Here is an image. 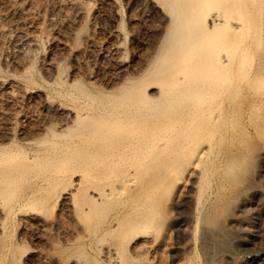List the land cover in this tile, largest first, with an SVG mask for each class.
Returning <instances> with one entry per match:
<instances>
[{"label": "bare ground", "instance_id": "bare-ground-1", "mask_svg": "<svg viewBox=\"0 0 264 264\" xmlns=\"http://www.w3.org/2000/svg\"><path fill=\"white\" fill-rule=\"evenodd\" d=\"M125 1L158 19L153 44L128 58L115 0H0V86L9 102H36L17 131V112L0 109V264L133 263L128 252L156 246L161 188L190 172L203 264H264L234 250L264 212V0ZM44 44L59 50L41 58L53 77L28 90L18 79L32 59L14 55ZM27 227L42 244L21 257Z\"/></svg>", "mask_w": 264, "mask_h": 264}, {"label": "rangeland", "instance_id": "rangeland-1", "mask_svg": "<svg viewBox=\"0 0 264 264\" xmlns=\"http://www.w3.org/2000/svg\"><path fill=\"white\" fill-rule=\"evenodd\" d=\"M115 1H116V10H117V19H118L116 22L117 29L123 35L121 46L126 50L125 52L127 55L124 58L126 57L128 58L130 45H132V47L135 49H139L141 47L142 48L146 47V45L153 44L154 42L153 38L155 37V34L158 29L157 28L158 19H157V16L155 15L150 16L148 12H146L147 10L142 8V6H140L141 8L140 7L135 8V6L130 5V3L128 4L125 0H115ZM134 13H137L138 15L140 14L139 15L140 17H139V21L130 25L132 26L131 28L128 24L129 16H131ZM111 22H112V16L109 14V12L106 9L102 12V15L99 17L98 27L100 31L103 33L107 29V27L111 24ZM130 30L131 31L134 30L132 31L133 33H131ZM86 31L87 29L85 27L83 28V31L81 33H84V32L86 33ZM42 33H43L42 35H44L43 31ZM45 34L47 33L45 32ZM77 36L79 37L80 35H77ZM78 37H75L76 40L74 38L71 40L70 46H72L73 48H77L80 46V44L78 43L80 42V40H77ZM46 46L47 45L44 44L36 51H32V50L30 51V49L28 50L29 48L28 46L27 47L24 46L25 48L23 47L21 50H19V52L16 51L17 53H15L14 55L15 57H18L16 58L17 60L19 59L18 61H21L22 59L25 61L28 58L32 59L33 67L27 73V78L21 77L18 79V82L21 83L22 85H25V87L27 86L26 88L28 90L42 89L43 85H44L43 89L46 91L48 90V86H46L43 83V80L47 78L51 79L53 77V74L49 73V71L48 72L45 71L44 68L42 69L43 71L41 72L39 71V68L43 65L45 57H47L49 52L52 54L53 53L57 54L59 50L54 47L52 48V50H49L48 48H46ZM41 58L44 60H42ZM41 61H42V64H41ZM69 61H70V56L66 55L65 57H63L62 70L67 71L69 69L70 67ZM2 68L3 69L0 71V75L2 76V78L5 77V79H9L10 73L8 70H6L7 69L6 66L2 65ZM6 92L7 90L4 87L0 86V109H4V110L7 108L8 110L12 109L11 111L14 112V114H16L17 112L16 115H13V114L10 115L11 117H13L12 122L14 123L15 129L17 131L22 125L24 126L29 125V122H28L29 120L25 118L24 115L22 114L25 111H30V109L31 110L33 108L35 109L34 106L36 105V102L32 99H24V100L20 99L19 103L14 102L15 103L14 104L11 101L9 102L8 100L9 94H7ZM253 163H254L253 159H251L250 157L247 163V172L250 173L254 169ZM192 176H193L192 172L186 174L184 177V180L178 181L175 187L170 192H168V190L166 189L167 187L169 189V184H171L170 179H168L167 182L165 183V184L168 183L167 187L164 184L165 188L163 187L161 188L159 192L160 202L158 203L159 205L157 206L158 221L156 223V226L159 229V234H158V238L155 243L156 246H154V249L148 252V254L147 253L143 255L141 254V256L138 255V257L133 256V254L131 256V253L128 252L127 254L130 255L131 261L137 258V260H134L133 263L130 262L129 260V264H155V263L157 264V261H161V260L163 261V262L161 261L163 264L164 263L165 264L166 263L184 264L185 261L183 260H186L187 258L194 259L195 257L196 258L194 260H196L198 263L203 264L204 254L202 251V243L200 242V240H202L201 227H198L196 234H195V238L193 237L194 234L191 233L192 231L191 227L193 225V219H194L193 218V204H194L193 196L195 192L192 186V183L190 181L191 180L190 178H192ZM230 205L232 206V203ZM217 208L219 207L212 206V208L209 207V209H207L205 212L206 222H208L207 224L209 225L211 224L210 226L212 227L217 226L219 224L220 214H219V209ZM259 215L255 217L256 225L252 227L254 234L251 233L250 235H248L245 238L246 241L244 240L245 242L242 245L234 246V250L237 256L242 255L243 252H246L247 250L251 252L252 250L253 251L255 250L256 252H258V254H260L259 257H264V240H262L264 238H262L261 235H259V231L256 232L257 228L259 229V227L264 225V212H261V215L260 216ZM27 228L24 229L25 233L23 230V233L25 234V236L23 235L24 245L22 244L23 246L21 245V247L24 250L21 247L19 248V251H20L19 255L21 257H23L26 254L27 252L26 250H28L27 249L28 247L30 248L35 243H36L35 244L36 246L42 244V237H43L42 232H40L38 229H35L34 227H32V229L31 227H29L28 229ZM16 229L18 228L16 227ZM260 237H261V240H260ZM184 257L186 258L184 259ZM217 264H220V263H217ZM242 264H258V263L256 261H253V262H247V263L243 262Z\"/></svg>", "mask_w": 264, "mask_h": 264}]
</instances>
